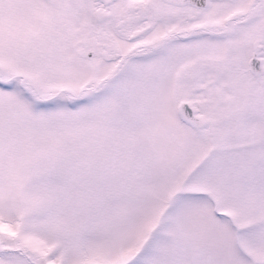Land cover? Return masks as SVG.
<instances>
[{
    "label": "snow or ice",
    "instance_id": "6c2138e0",
    "mask_svg": "<svg viewBox=\"0 0 264 264\" xmlns=\"http://www.w3.org/2000/svg\"><path fill=\"white\" fill-rule=\"evenodd\" d=\"M0 264H264V0H0Z\"/></svg>",
    "mask_w": 264,
    "mask_h": 264
}]
</instances>
